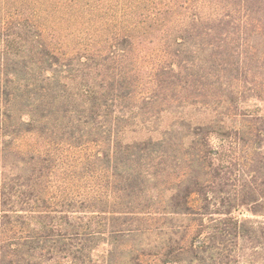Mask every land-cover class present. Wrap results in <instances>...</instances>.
Segmentation results:
<instances>
[{"label": "trees", "instance_id": "1", "mask_svg": "<svg viewBox=\"0 0 264 264\" xmlns=\"http://www.w3.org/2000/svg\"><path fill=\"white\" fill-rule=\"evenodd\" d=\"M65 1L0 0V264H264V0H150L66 50L94 7ZM65 148L106 194L62 195Z\"/></svg>", "mask_w": 264, "mask_h": 264}, {"label": "rangeland", "instance_id": "2", "mask_svg": "<svg viewBox=\"0 0 264 264\" xmlns=\"http://www.w3.org/2000/svg\"><path fill=\"white\" fill-rule=\"evenodd\" d=\"M13 1L14 0H9L8 5H11ZM85 1L87 0H72V2L71 0H66L65 3L74 6L77 4L78 7H80L79 5L85 7L84 6ZM109 1L110 2L108 4L106 0H98V1L93 0L92 5L94 7V10L92 11L90 23L87 24L86 26H81L80 23H77L76 25H72L71 23H68L69 24L68 27H70V29L77 30V32L73 33L74 30H67L65 28L67 26L65 27L63 26L61 28H58L57 26L51 27L52 24L49 26L51 28L49 31L47 30V32L52 34L54 32L55 36L57 35L59 37L56 39L64 47L63 49L65 50L70 49L67 47H71L72 49L73 47L78 46V44H80L79 46H81L83 43L88 41L86 39V36H89L88 34L90 32L92 33L94 28L106 30V29H113L114 26H120V25L128 26L127 24H129V22H127L126 20L133 19L130 17L131 16L134 17L136 14L138 15V13L140 12L145 13L146 9L144 8L150 3V0H109ZM157 1L158 0H156V2ZM47 5L48 4L44 3L40 7L44 8ZM94 5H96L97 8ZM122 5L124 7L123 10L121 8ZM96 10H99V12H95ZM124 12L129 13L131 16L122 17L121 13ZM146 13H148V11H146ZM101 14L102 15L109 14L113 22L109 24H105L103 26L102 22H100L101 18L99 19ZM86 16L88 17L87 14ZM157 17H158V22L160 23L163 21H169L173 19L174 14L166 13L165 15H163L160 13ZM96 19L97 22H95ZM78 20L80 21L82 20V18H79ZM159 28H161V25L153 24L152 21L148 20L147 23L143 24L142 27L140 28L136 27L135 30L132 31L134 40L138 42L137 47L139 49L144 50V52L142 53L143 59L141 61L143 66H141L139 69V74H140V76L138 75L139 80L141 78L143 79L146 78L147 75L145 74V70H147L146 66L147 67L150 66V60L154 59L157 54L156 53L157 45L160 41V35H161ZM152 55L153 57L150 58L148 57ZM157 121L167 122L174 120L170 115L163 114L161 118H159ZM236 153L237 151L231 150L229 153L230 157L232 158L238 157ZM59 155L61 157V161L63 164L62 167H60V171L58 170L57 172L58 175L57 178L59 179V182H57L56 185L59 186V190L62 191V195H65L67 197L69 196V194L72 193L73 195H75L74 197L75 199L82 200L90 197L92 192L96 193L97 191H104L103 194H106L105 191L107 190L104 187L103 188L98 187V183L100 185H105L106 183L105 173L100 172L99 169L96 170L94 165L91 166L86 161H84L83 158L84 153H82L78 149L65 148V149H61ZM62 188H65L64 194ZM191 203L195 207L200 205V200L197 195L192 196ZM236 214H238L240 217H252L250 212H247L245 210H239L238 212H236ZM258 219L264 220V217L259 216Z\"/></svg>", "mask_w": 264, "mask_h": 264}]
</instances>
